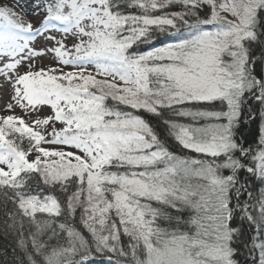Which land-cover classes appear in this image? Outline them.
Listing matches in <instances>:
<instances>
[{"label": "snow or ice", "instance_id": "1", "mask_svg": "<svg viewBox=\"0 0 264 264\" xmlns=\"http://www.w3.org/2000/svg\"><path fill=\"white\" fill-rule=\"evenodd\" d=\"M4 95L0 264H264V0H0Z\"/></svg>", "mask_w": 264, "mask_h": 264}, {"label": "rangeland", "instance_id": "2", "mask_svg": "<svg viewBox=\"0 0 264 264\" xmlns=\"http://www.w3.org/2000/svg\"><path fill=\"white\" fill-rule=\"evenodd\" d=\"M17 11H19V9H16ZM29 19H31V22L33 23L34 27L35 26H38V23H39V19L36 18V17H32L31 16V13L29 12V16H28ZM47 61H44V64H46ZM7 100V96L4 95L2 99H0V106L3 105V103ZM17 115H19L20 113L17 111L16 113ZM0 115H4V113H0Z\"/></svg>", "mask_w": 264, "mask_h": 264}, {"label": "trees", "instance_id": "3", "mask_svg": "<svg viewBox=\"0 0 264 264\" xmlns=\"http://www.w3.org/2000/svg\"><path fill=\"white\" fill-rule=\"evenodd\" d=\"M258 187H259V185H258ZM37 215L39 216L40 214H37ZM6 243L7 242L3 239V237H0V247H3Z\"/></svg>", "mask_w": 264, "mask_h": 264}]
</instances>
